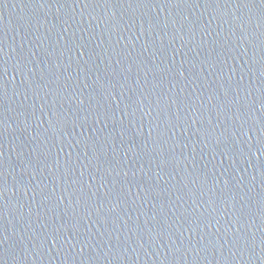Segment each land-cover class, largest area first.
Returning <instances> with one entry per match:
<instances>
[{
    "label": "water",
    "instance_id": "95a60500",
    "mask_svg": "<svg viewBox=\"0 0 264 264\" xmlns=\"http://www.w3.org/2000/svg\"><path fill=\"white\" fill-rule=\"evenodd\" d=\"M88 2L0 0L6 264H264L259 9L239 0ZM81 51L87 66L77 63ZM170 68L185 78L154 89L152 73ZM164 97L190 98L189 106L169 101L157 120ZM105 109L112 119L100 118ZM177 113L183 122L166 128ZM202 126L214 134L201 140ZM158 131L162 144L153 143ZM82 136L91 137L87 147L76 143ZM149 185L158 197L146 196ZM81 194L91 200L78 203Z\"/></svg>",
    "mask_w": 264,
    "mask_h": 264
},
{
    "label": "snow or ice",
    "instance_id": "6c2138e0",
    "mask_svg": "<svg viewBox=\"0 0 264 264\" xmlns=\"http://www.w3.org/2000/svg\"><path fill=\"white\" fill-rule=\"evenodd\" d=\"M118 2L120 3V6H124V3H127V6L129 8H132L133 6L139 8V7H145L148 6L151 2V0H118ZM165 6L168 5H175L176 7H182L184 5H188L190 4L189 0H163ZM96 3V0H89L88 3L85 4V7H88L90 4H94ZM204 3L207 4L209 6V8L212 7V5H216V8L219 7V0H204ZM198 4V3H197ZM103 6L106 7H113L115 6L112 2V0H103ZM239 7H243L249 10H256L259 9V17L261 19H264V0H239L238 3ZM41 7H43V5H41ZM216 17L213 16V19H215ZM250 43H253V41H249ZM260 44L264 45V38H262L260 40ZM84 45L82 42H76L75 40L72 41V48L73 49H80L83 48ZM71 50V49H69ZM161 51H163V48L161 47ZM0 53H2V49H0ZM91 58V55L89 54V59ZM84 61V64L87 66L88 61L85 60V53L83 51L80 52L79 54V59L77 61V63L79 64V61ZM154 63V61H153ZM183 67V65L181 66ZM16 69L19 70V65L16 66ZM8 72V67L6 65V62L4 61V57L2 54H0V102L3 101V99L7 96V88L5 86V83L3 81V75L5 73ZM149 72H152V69H149ZM154 76V83H153V88H158V87H162L164 84L165 80H168L169 77L175 78V76H178L179 79L182 81L185 78V73L182 70H176L175 75H173V69H169L167 72L157 69L155 72L152 73ZM158 78V79H157ZM99 80V78H98ZM177 84H173L172 87L175 88L177 87ZM262 92H264V89L261 90ZM147 98V97H145ZM190 98H183V99H172L171 97H164L161 99H158L156 101V107L154 109L155 111V119H159L161 117V115L163 113L166 112L167 108L169 107V101H171V105H179V104H183L185 107H188V101ZM131 100V98H130ZM81 103H83V101H81ZM138 103V101H131V103H126L125 104V108H124V112L125 114H127V110L130 107H134L136 104ZM246 108V106H241ZM143 110V109H141ZM239 110V109H238ZM135 113H133L134 115ZM0 115H2V113H0ZM147 115L151 116L152 112L149 111L147 113ZM99 116L101 119H112L113 117H110L108 114L107 109H105L102 113H99ZM183 121H181L179 113H177L176 115V122L173 125L170 121H165V127H174V126H178L180 123H182ZM58 125L60 127H65L67 125V121H57ZM121 125H123L124 121L121 120L120 121ZM193 124H195V121H193ZM0 127H2V123H0ZM262 128H264V125H261ZM197 134L199 135V137L201 138V140L207 139L209 136L214 134V129H211L207 126H202L200 129L197 130ZM163 134L160 133L159 131L157 132V136L155 137L153 143L154 144H162L164 143L163 139ZM91 141V137H81L80 140H77L76 143L77 145L83 143L85 145V147L88 146L89 142ZM98 142V141H97ZM219 146V144L217 145ZM128 151H131V149H129ZM155 151V149H154ZM249 151H252V146L250 145L249 147ZM255 152H260L262 155H264V131H261L260 135L257 137L256 140V144H255ZM146 155H150V153H145ZM254 154V153H253ZM160 155H161V159L160 162L158 164V167H160L161 169H165L169 166V164L171 163V161L164 156L163 151L161 149L160 151ZM95 156V153H94ZM107 158V157H105ZM257 160H259V157H257ZM3 165L2 163H0V169H2ZM64 168L65 171H70L71 169V160H66L64 163ZM261 176L264 177V165H261ZM153 187L151 185H149V189L146 193V196H155L158 197L160 194L157 193L156 195H153ZM7 191V183L5 180V176L3 171H0V200L3 199L5 192ZM117 199H119L121 193H113ZM110 193H105V198H108L109 195H113ZM95 195V194H93ZM88 200H91V197L88 198ZM88 200H84V196L83 194H81V196L78 198V203H80L81 201H83L85 204L88 203ZM262 203H264V201H262ZM110 211H115V208L110 209ZM3 215V205H0V216ZM183 215V214H182ZM73 219V218H72ZM72 219L69 220V223H72ZM101 222H104L103 220ZM195 221H190V223H193ZM73 229H76V224H72ZM78 234V229L76 231H73V236H76ZM3 236V231L0 230V237ZM240 240L241 238L239 236H237L234 240L233 243L235 245H239L240 244ZM247 243V241H245ZM3 241L0 240V244H2ZM262 243H264V241H262ZM0 264H6V252L0 250Z\"/></svg>",
    "mask_w": 264,
    "mask_h": 264
}]
</instances>
